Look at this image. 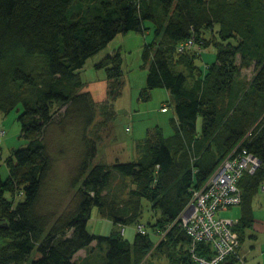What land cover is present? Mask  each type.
Segmentation results:
<instances>
[{
    "label": "trees",
    "instance_id": "16d2710c",
    "mask_svg": "<svg viewBox=\"0 0 264 264\" xmlns=\"http://www.w3.org/2000/svg\"><path fill=\"white\" fill-rule=\"evenodd\" d=\"M147 21L155 39L143 52L146 89L164 88L171 95L174 134L166 138L157 127L137 143L141 156L135 161L95 163L97 147L88 135L94 99L83 90L81 69L119 34L147 32ZM214 26L219 40L217 35L211 41L202 33ZM191 40L216 50L205 75L188 54ZM252 65L253 79L242 80L241 69ZM96 69L105 70L108 96L114 98L124 76L121 54L107 55ZM19 106L28 144L7 161L9 177L0 173V264H79L78 253L89 248L102 254L98 264H144L154 250L171 255L172 264H198L189 252L191 238L177 220L194 190L237 148L247 149L261 166L239 181L240 247L221 264H245L240 249L264 186V0H0V111ZM52 125L75 128L77 162L61 194H71L64 209L48 201L55 158L44 136ZM66 154L61 148L60 155ZM115 175L130 178L133 193L152 204L154 223L139 222V205L127 217L106 210L103 193ZM18 196L22 199L15 201ZM94 207L119 227L113 235L88 231ZM131 224L146 229L132 243L123 237ZM151 232L159 236L157 243ZM197 250L213 253L204 243Z\"/></svg>",
    "mask_w": 264,
    "mask_h": 264
},
{
    "label": "rangeland",
    "instance_id": "374dc122",
    "mask_svg": "<svg viewBox=\"0 0 264 264\" xmlns=\"http://www.w3.org/2000/svg\"><path fill=\"white\" fill-rule=\"evenodd\" d=\"M145 27L147 29L145 33L119 34L106 49L90 58L81 69V77L86 83L83 90L87 91L90 86L93 91L91 94L94 99L95 122L89 129L88 135L97 147L95 163L113 164L116 161L123 163L135 161L141 156L136 149L137 143L144 140L148 132L157 127L161 128L166 138L174 134L172 119L176 118V113L174 105L171 106L168 103V101L173 102L171 95L164 88H156L151 91L146 89L148 70L144 67L143 52L146 44L154 42L155 32L151 22H145ZM217 30L218 27L214 26V30L211 32L208 30L209 32L206 31L202 34L209 37L211 41H216ZM232 43H234L233 40ZM188 44H190L188 48L191 47L188 54L193 59L196 58L195 66L199 67L202 74L205 75L207 67L216 62L215 48L212 46L205 50L202 41V46L192 40ZM179 50L183 51L181 48ZM115 52L121 54L124 76L121 79L120 93L111 98L108 96V89L105 91L106 72L104 69H96V64L100 63L107 55ZM198 53H203L202 57H199ZM178 69L183 70L182 67H178ZM254 75V65L241 69L242 80L249 82ZM165 106L167 111L162 110ZM20 112L21 106L8 113L0 111V131L5 132V135L0 137V173L4 180L9 177L7 161L10 158L14 159L13 152L15 150L26 147L28 144L21 135ZM59 116V113L55 116L57 120ZM263 118L264 113L260 119ZM201 124L202 119L200 118L198 120L199 129ZM74 132L73 126L61 128L52 125L44 136L55 158V165L47 183L48 201L49 203L55 201L54 204L60 203V209H64L71 200L70 193L66 197L61 194L67 190L77 162ZM249 134L251 131L246 135L248 138L250 137ZM61 148L63 150L66 148L68 154L61 156ZM134 189L136 187L130 178L115 175L103 193L106 210L127 217L135 214L136 211L138 212L137 206L139 205L140 208L142 206L140 209L142 217L139 218V222L143 224L154 223L157 214L152 210V204L146 199H139L133 193ZM262 191H259L253 203V224L250 229H246V238L241 248V255L242 249L249 253L247 256L248 264H264V197ZM21 199L22 196H18L14 200L19 201ZM218 217L235 221L241 220L242 206L237 205L227 211H222ZM1 222L3 221L0 218ZM136 224L125 226L123 237L131 243L138 234ZM87 229L91 234L110 236L119 227L114 224L112 217L102 214L97 207H94ZM150 236L154 243L160 240L159 236L152 232ZM95 244L93 245L95 246ZM90 251L89 248L78 253L76 258L79 264H83L87 259L95 260L92 264H98L102 254L96 250ZM173 261L171 255H160L154 250L148 255L144 264H172Z\"/></svg>",
    "mask_w": 264,
    "mask_h": 264
},
{
    "label": "built area",
    "instance_id": "2783aa9c",
    "mask_svg": "<svg viewBox=\"0 0 264 264\" xmlns=\"http://www.w3.org/2000/svg\"><path fill=\"white\" fill-rule=\"evenodd\" d=\"M3 135L5 132L0 131V137ZM260 166L261 161L256 156L245 148H237L222 160L200 189L194 190L177 221L191 238L189 252L196 263L221 264L237 253L240 247L239 235L235 231L238 220L221 218L218 214L242 203L239 181ZM137 230L146 234L143 224H139ZM200 243L209 244L213 253L199 254Z\"/></svg>",
    "mask_w": 264,
    "mask_h": 264
},
{
    "label": "crops",
    "instance_id": "0c3cea01",
    "mask_svg": "<svg viewBox=\"0 0 264 264\" xmlns=\"http://www.w3.org/2000/svg\"><path fill=\"white\" fill-rule=\"evenodd\" d=\"M103 86V85H102ZM106 88H105V91H106V89H108V84H107V82H106ZM87 87H88V85H87ZM88 90L87 91H90L91 93L93 92L92 91V89L90 88V86L87 88ZM263 185H264V183H263ZM260 190H263V187H262V189H260ZM263 192V197H264V190L262 191ZM258 195V194H257ZM257 197V196H256ZM256 199V198H255ZM241 248H242V246H241ZM83 251V250H82ZM81 252V251H80ZM79 252V253H80ZM249 255V253L247 252V251H244L243 249H242V255H241V249H240V257L243 259V261H244V263L245 264H248V259H247V256Z\"/></svg>",
    "mask_w": 264,
    "mask_h": 264
}]
</instances>
